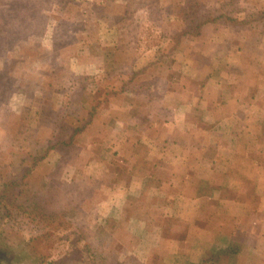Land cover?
I'll use <instances>...</instances> for the list:
<instances>
[{
    "label": "crops",
    "instance_id": "crops-1",
    "mask_svg": "<svg viewBox=\"0 0 264 264\" xmlns=\"http://www.w3.org/2000/svg\"><path fill=\"white\" fill-rule=\"evenodd\" d=\"M216 28L196 40L209 36L197 54L183 47L189 40L176 49L171 36L131 62L117 64L110 52L107 67L86 51L72 68L75 76L113 71L107 77L117 82L103 93L84 133L96 135L68 181L71 200L89 214L87 231L116 262L202 264L234 241L245 246L229 264L264 259V35L229 38L216 54L226 47Z\"/></svg>",
    "mask_w": 264,
    "mask_h": 264
},
{
    "label": "rangeland",
    "instance_id": "rangeland-1",
    "mask_svg": "<svg viewBox=\"0 0 264 264\" xmlns=\"http://www.w3.org/2000/svg\"><path fill=\"white\" fill-rule=\"evenodd\" d=\"M180 1L158 0L157 3L161 8H168L167 14H170L168 15V22L163 17L162 20L156 19L158 13H151L153 7H145L150 3L156 4L153 0H0V16L5 15V18L0 21V47L3 44L1 40L4 38L5 41H8L10 36L13 40L22 36L20 20L16 19L17 15L11 11V6L13 10H17L15 7L20 3H24L29 8L27 34L32 38L31 40L35 39L33 44L27 45L29 41H26L25 38V42L23 37L22 45L20 42L14 43L15 41H12L13 44H17L15 47L9 43L7 48L0 49V73L4 68L5 72L8 73L7 75L16 80V86L21 91L15 93L9 103L0 108V191L4 184L20 182L27 170L32 172L25 181V188L28 189V195L32 198H30V202H25L24 205L28 204L30 211L28 215L20 214L17 211L19 213L18 221L23 223V226H17L10 219L0 217V246L13 256V264H51L52 261L54 264H87L66 261L64 256L69 252L70 247L68 244L64 246V242L60 243L55 238L59 239L62 236L70 235L72 237V234L78 229L75 225L68 228L65 225L66 222L69 219L73 224L82 222V220L85 221L88 214V212L85 214L83 207L80 208L79 204L76 205L71 200L72 197L68 193V181L71 177L69 170L80 159V153L87 152L85 148L88 144L86 143L90 144V139L96 135L97 130L93 129L84 134L81 139L82 142L77 148L60 147L51 152L46 160L35 168L29 156L31 153H36L37 150L42 149L41 146H37L38 142L41 141L40 143H42L46 140L50 131L56 128L55 121L60 108L55 104L62 101V96L60 97L56 92L60 93L65 82L69 81L72 68L78 72V68L85 64L81 63V60L86 58V51L92 52L94 56L102 59L107 67H111L113 64L103 55L107 56L110 52L119 55L117 64L123 63V60L125 63L131 62L149 45L158 42V40L170 38L183 27V23L178 22L173 15L177 9L175 7L170 9L172 6H179ZM192 1L188 0L187 4L189 5ZM194 2H201V0H194ZM205 3L206 16H211L210 12L216 8L219 9L220 13L232 10V7L227 5L226 0H206ZM261 4L258 0H248L247 4H244L243 1L239 2V5L245 11L248 10L246 11L248 13H251L252 9L255 8L264 9ZM18 11L16 12L18 13ZM102 16H104L103 20L99 21ZM128 19L134 21L131 22ZM135 21L136 23H134ZM68 22L76 28L74 30L75 40H73L76 45L65 47L67 37L72 35L71 28L64 25ZM144 23L146 24L143 25ZM140 25H143V31L140 30L142 27ZM254 26H252L253 29L247 30L224 27V30H221L222 42L226 43L224 50L227 51L229 38L232 42L243 43L244 39L251 37L255 42L261 32H253L252 30L256 29ZM250 30L252 33L248 32ZM207 37L204 38V43L209 40V36ZM113 42H117L114 47L117 49L120 47L119 50L114 49ZM204 43L196 40L194 42L188 41L184 43L183 47L188 49V52L197 54V47L200 48ZM224 50L218 48L216 54H224ZM212 51L214 52L213 47L210 53ZM255 56L256 54L252 57ZM76 61L79 63L77 67L75 64L73 66ZM252 68L257 70V74L261 73L259 64H253ZM248 77L251 78L252 76ZM103 78L105 80H102ZM241 79L244 78L241 77ZM97 80L96 88L90 89V91L81 90L75 95L79 102L86 100L92 101L91 104L98 102L94 96H98L99 101L102 100L104 91L112 84L117 83L114 79L108 78L107 75L105 77L98 76ZM253 81L258 85L257 79L254 78ZM48 84H51L52 90L56 92H52L51 86ZM33 94H37V97L32 99ZM77 106L73 105L71 110L73 114L67 122L71 123L72 120H75V113L79 115L80 107ZM79 164L84 166V161L79 162L78 166ZM53 186L65 188L64 204L58 199L57 203L50 208L44 204H49L50 201L52 202L59 197ZM34 202H39L44 207L34 205ZM71 205L76 206V210L71 209ZM78 207L80 209H77ZM42 210L48 213L60 211L64 213L66 215L62 221L64 226H61L60 229L57 228L58 231L44 228L41 222L43 220L39 217ZM71 211L75 212L74 217L69 216ZM251 228L250 231L254 235L256 228L255 226ZM49 231L50 234L54 232L55 236L50 235L47 241H44L45 238L43 239L42 234ZM36 236H41V239L33 240L32 238ZM238 238L243 241L241 235H238ZM251 241L254 242L250 239L249 242ZM92 244L100 248L98 240L95 239ZM51 251L54 255L49 256L48 253ZM112 258L116 262V256ZM112 258L110 260L113 263ZM124 260L123 264H138L132 258H125ZM158 263V259H155L154 264ZM259 264H264V259Z\"/></svg>",
    "mask_w": 264,
    "mask_h": 264
},
{
    "label": "trees",
    "instance_id": "trees-1",
    "mask_svg": "<svg viewBox=\"0 0 264 264\" xmlns=\"http://www.w3.org/2000/svg\"><path fill=\"white\" fill-rule=\"evenodd\" d=\"M187 1L188 0H181L179 6H172L170 8L171 10L173 7L177 9L176 13L173 15L175 19L178 20V22L183 23V27L180 30H177L175 35L171 37L174 43H176V49L181 45L183 40H189L194 42L198 38L203 37L205 29L210 27H217L216 30H224V27L240 28L243 30H247L250 29L253 25H255V27L257 28L264 27L263 8H257L258 10L255 8L252 9L251 13H248L246 12L248 10L245 11L244 8L239 5V2L241 1H243L244 4H247L248 0H226L227 5L229 7H232V10L220 13L219 9L216 8L215 10L210 12L211 16H206V0H201L202 3L194 2V0H191L192 2H190L189 5L187 4ZM153 2L156 4L150 3L145 7H153L151 9V13H158L156 19L162 20L163 18H165V21L169 22L168 15L170 14H167L168 8H161L159 6V3H157L158 0H153ZM15 8L19 10L18 13L16 12L17 10H13L12 6L11 11L15 12L14 15H17L16 19L20 20V33L22 36L19 39L17 38V40H13L11 36L8 41H5L4 38L3 40H1L3 44L1 45L0 49L7 48L9 43L15 47L17 44H13L12 41H15L14 43L20 42V45H22L23 42H21V40L23 37L24 41L25 38L26 41H29L27 45H31L35 41V39L31 40L32 38L27 34V29L29 28L27 17L29 16L28 14L30 12L28 11L29 8L24 3L16 5ZM151 13L149 12L150 15ZM4 18L5 15L3 14L2 16H0V21ZM102 18H104V16L99 18V21H102ZM128 20L131 22L134 21L131 19ZM134 23H136V21ZM64 25H68V27H70L72 30V35L67 37L65 47L74 44L76 45V42L73 41L75 40V26L69 22L68 24ZM259 34L260 35H258L257 39H260L259 37L261 35H264L262 33ZM224 48L225 47L223 45H220L219 47V49ZM197 50H199V47H197ZM105 73V75H111L113 71H107ZM143 73L144 71H139L136 73L135 76L138 77V75H142ZM7 74L8 73L5 72V69L2 68V72L0 73V108L2 107V105L8 104L11 97L15 93L21 92L20 88L16 86V80H14L11 76H8ZM70 74L71 75L69 81L65 82L63 89L61 88L60 90V93L52 90L53 86L51 84H48L49 86H51L50 89L52 90V92H56V94H59L60 97L62 96V101L55 104L60 108L56 116V128L50 131V134L48 137H46V140L42 141V143H40L41 141L38 142L37 146H41L40 148L42 149L37 150L36 153H31L29 156L34 168L40 165V163L44 162L51 152L58 150V148L60 147L68 149L77 148L82 142L81 139L84 133L91 125L100 108L106 102L105 98L100 101L98 99V102L96 101L93 104H91L92 101L89 102V100L79 102V100L77 99L78 97L75 95L81 92V90L90 91V89L96 88L98 76H75L72 73ZM102 80L105 79L103 78ZM86 96L90 97L89 95ZM35 97H37V94H33V97L31 98L33 99ZM75 102L78 104H76ZM73 105H78L77 107H80V111L79 115H76V113L74 114V116H76V118H74L75 120L71 119L72 121L71 123H69L67 122V120L70 118L71 114H73L71 112ZM31 174V170H27L20 182L4 184L0 191V215H2L0 217H2L3 219H10L11 222H15L17 226H23V223H20L18 221V214L20 213L28 215L30 211V206H28V204H24H26L25 202H30V198H32L30 197V195H28V189L25 188V181L31 176ZM53 187L55 188L56 193L59 195V197L53 200L52 202L50 201L49 204H44L50 208H52L57 203L58 199H60L62 204H64L63 196L65 195V188H59L57 186ZM33 204L39 207H44L40 205L39 202H34ZM72 208L75 209L76 206L71 205V209ZM77 209L80 208L78 207ZM17 211H19V213ZM74 214L75 212H72L69 214V216L74 217ZM35 217L37 218V216ZM39 217L43 220L41 222L44 228H50L52 229L51 231H58L61 226H64L62 225V221L66 217V215L61 211L48 213L42 210L39 214ZM65 225H67L68 228H72V226L75 225L76 229H78L75 231L74 234H72V237L70 235L62 236L59 239L55 238L60 243L64 242V246L68 244V246L70 247L69 252L64 256L66 261H74L75 263L79 262L87 264H123L119 262L112 263L110 257L107 256V254L101 250V245L99 248L96 245L92 244L94 242V236L90 235V233L87 231L88 228L85 225V221L82 220V222L79 221L76 224H73L71 223V219H69ZM44 233L46 232H43L42 234L43 239L45 238L44 241H47V238H49L50 235H52V237L55 236L54 232H52L51 234L50 231L46 234ZM32 239L38 240L41 239V236H36ZM244 246L245 245L234 241L226 250H222L217 253H207L203 259L202 264H229L242 253ZM48 255L52 256L54 254L51 251L48 253ZM50 263L54 264L53 261Z\"/></svg>",
    "mask_w": 264,
    "mask_h": 264
},
{
    "label": "flooded vegetation",
    "instance_id": "flooded-vegetation-1",
    "mask_svg": "<svg viewBox=\"0 0 264 264\" xmlns=\"http://www.w3.org/2000/svg\"><path fill=\"white\" fill-rule=\"evenodd\" d=\"M13 256L0 246V264H13Z\"/></svg>",
    "mask_w": 264,
    "mask_h": 264
}]
</instances>
